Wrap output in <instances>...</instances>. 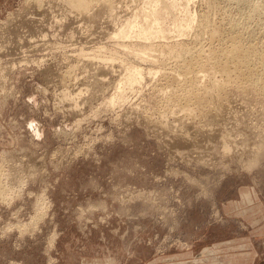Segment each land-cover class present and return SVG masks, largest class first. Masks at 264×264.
<instances>
[{
	"label": "rangeland",
	"instance_id": "rangeland-1",
	"mask_svg": "<svg viewBox=\"0 0 264 264\" xmlns=\"http://www.w3.org/2000/svg\"><path fill=\"white\" fill-rule=\"evenodd\" d=\"M110 2L0 0V264H264V93L232 86L221 116L178 124L158 65L114 41L153 0Z\"/></svg>",
	"mask_w": 264,
	"mask_h": 264
},
{
	"label": "bare ground",
	"instance_id": "bare-ground-1",
	"mask_svg": "<svg viewBox=\"0 0 264 264\" xmlns=\"http://www.w3.org/2000/svg\"><path fill=\"white\" fill-rule=\"evenodd\" d=\"M95 1H98V3H103V5L106 7L109 6L110 4L114 3V2L111 3L110 2L111 0H67L71 9L73 8L77 12L79 11L81 14L82 13L85 14V12H87V10H89L92 7V5L95 4V3H93ZM191 1L193 2L194 0H181L182 3L178 4V2H179L178 0H172V1H170V0H153L154 4L151 7L149 5V9L146 8V10H144L145 7H143L144 11L142 12V14L140 13L142 18L138 15V17L141 19L139 22L136 20L137 18L135 19V17H134L135 20H131V21L127 20L128 22L125 24V26H123L119 30H117L118 32L115 31L116 35L114 36V39H115L114 41H116V43L119 44L120 47H122V45L125 47L126 46L130 47L132 49V51H130V49H129V53H131V54L133 53L135 58H137L139 61H143L146 63L150 62L149 65H153V66L158 65L159 71L163 75L162 77H165V79L167 80L166 85H168V83H169L170 87H172L171 88L172 91H171V93H168V90H166L167 91L166 92L165 88L168 89L166 87V85H165V87L162 86L160 88L157 83L156 84L158 85L159 88L156 87L157 89L154 90V88L152 87L153 88L152 91L161 92L164 99L166 100V102H168L167 105L169 103L174 105L175 107L177 105H179L176 107V109L179 108L177 110V111H179L177 116L179 115L180 112H182L181 114H183V115H182V117H181V115L178 117L176 116L177 117V123L179 122L178 124H181L185 127H186V125H188V123L190 125L191 124L190 122L192 121V119H194L195 117L198 116V115L195 116V114H196L195 112H197L198 108L201 109L200 111L203 110V112H201L199 115L204 116L205 118H207V117L208 118H215V117L218 118L219 116H221L222 113L220 114V112L217 111V108L216 109L211 108V107H209V105L211 106V104H217V105L221 106L223 100L227 97V95L231 91L232 86L236 85L235 87H237L240 90H244V92L249 91L250 89H256L259 92L264 93V0H198V1H196V5L194 6V8L191 7L192 9H190V5H191L190 3H192ZM150 3H152V2L150 1ZM193 3H195V2H193ZM35 4H37V2ZM148 4H149V0H148ZM148 4H147V6H148ZM111 6L112 5H110V7ZM177 6L178 7L182 6L181 8L179 7L182 15L180 14V12H179V14L181 16L176 14L179 17H177V16L174 17V19H172V21L174 20L172 22V25H171V23L169 25V26H172V28L169 27V29H167L166 27H164L163 21L169 17V14L175 13L174 8ZM40 8H41V6H40ZM29 10H31V9L29 8ZM40 11H38V12H40ZM175 11H178V10H175ZM93 12H94V10H93ZM94 13H96V12H94ZM94 13H93V15H94ZM107 13L109 15V12H107ZM125 14L126 13H124V15ZM108 15H107V17H108ZM136 15L137 14H135V16ZM174 16H175V14H174ZM125 20H126V18H125ZM125 20H124V22H125ZM168 21H170V20H168ZM168 21H167V23H168ZM90 25H88V26H90ZM91 31H93V30H91ZM42 35H43V33H42ZM67 36H68V34H67ZM46 37H48V36H46ZM65 44H67V43H65ZM110 44H111V41H110ZM95 49H96V47H95ZM98 49H99V47H98ZM123 51H125V50H123ZM126 53H127V51H126ZM76 54L78 55V53H76ZM73 55H74V53H73ZM93 55H94V53H93ZM107 55H104L102 58L101 57L96 58V56H94L95 58H92V59H91V57H89V58L94 64H96L97 66H99L101 68H104L107 65H112L110 63V61L111 62L115 61L116 58H119L120 54L118 55V52H117V54H115L116 57L114 55H109V56H107ZM133 55H131V56H133ZM124 56H122V57H124ZM129 57H130V55H129ZM87 60H89V59H87ZM141 66H142V64H141ZM154 67H156V66H154ZM129 68H131V67H129ZM129 68L127 69L128 70V73H127L128 76L126 75L128 77V78L126 77L128 80L127 81L128 84L130 83L132 86L134 84L141 83L142 79H144L143 76H146V74L145 75L143 74V71H144L142 69L143 67L140 68L137 65V66L132 67L131 69H129ZM80 69H82V68H80ZM149 69H150V67H149ZM151 69H153L152 66H151ZM153 70H152V72H153ZM155 70H157V69H155ZM159 71L157 74H159ZM144 73H146V72H144ZM150 75H153V74L151 73ZM107 77H108V75H107ZM143 81H145V80H143ZM163 81H165V80H163ZM145 86H146V84H145ZM150 86H152V85H150ZM138 87H139V85H138ZM114 88H115V86H114ZM118 89H119L118 92H116V93L113 92V93H115V95L113 97H111V99L108 100V103L106 102L112 108H113V106H116L120 101H123L124 98H126L123 95L122 88L119 87ZM76 93H78V92H76ZM68 95H71V94H68ZM154 95L157 96L155 93H154ZM72 98H73V96H72ZM77 99H79V98H77ZM72 100H74V98ZM160 100H163V98L161 97ZM165 100H164V103H165ZM70 102H72V101H70ZM73 103H75V101H73ZM77 103H78V101H77ZM123 104H124V102H123ZM217 105H215V106L218 107ZM164 106L166 107L165 104H164ZM167 108H169V107H167ZM165 111H166V109H165ZM172 111H173V108H172ZM116 112L117 111H115V113ZM167 112H170V111H167ZM160 113H162V112L160 111ZM160 113H159V115H160ZM174 113H175V111H174ZM162 114H164V116L166 115L165 112ZM144 118H147V116L146 117L144 116ZM153 118H154V116H153ZM122 120H123V118H122ZM153 121L155 122L158 120H152V122ZM198 124H200V123H198ZM231 124H232V122H231ZM189 125H188V127H189ZM158 126H160V124ZM149 129L151 130V128H149ZM144 130H146V129H144ZM184 131H185V129H184ZM204 134H205V132H204ZM242 135H244V134H242ZM181 137H184L183 134ZM194 146H195V144H194ZM188 149H189V147H188Z\"/></svg>",
	"mask_w": 264,
	"mask_h": 264
}]
</instances>
